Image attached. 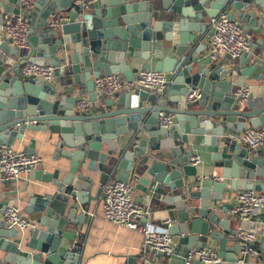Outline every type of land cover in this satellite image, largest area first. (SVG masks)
<instances>
[{"label":"water","instance_id":"95a60500","mask_svg":"<svg viewBox=\"0 0 264 264\" xmlns=\"http://www.w3.org/2000/svg\"><path fill=\"white\" fill-rule=\"evenodd\" d=\"M261 3L33 0L31 8L23 12L21 0H0V32L8 18L21 13L29 22L27 48L10 50L7 42H0V152L21 140L26 131L49 133L58 138V157L68 162L64 173L61 165L50 173L42 169L29 171L31 178L48 186L46 193L30 198L25 209L38 226L28 231L23 241L16 237L18 230L5 229L0 222V251L4 253L0 264H81L79 252L70 247L79 222L84 221V216L77 214V204L86 205L98 199L102 185L115 172L121 181L136 178V188L146 193L148 200L152 198L151 191L177 192L162 202L174 206L176 224L169 227V233L178 237L185 254L203 248L211 239L216 240L222 259L215 264H238V230L259 236L263 248L264 212L250 221H240L238 229L230 228L234 219L222 218L217 213L219 208L228 211L224 203H217L222 192H228L227 183L210 177L197 178V168L191 164L193 152L184 147L188 139L182 135L188 125L192 135L202 137L201 144L211 154L213 168H222V177L230 180V189L264 191V154L234 145L228 138L237 135L235 129L244 128L246 121L253 128L264 126V89L259 97L241 107L232 89L242 82L228 81L234 70L213 64L209 55L200 57L203 50L198 51L197 47L173 46L167 54L170 84L164 95L137 90L107 99L102 108L94 107L88 113L74 111L79 95L87 94L96 102L94 79L121 74L131 82L125 61L141 59L140 72H148L154 59L157 65L153 70L161 71L162 45L171 43L175 23L182 27L187 20L191 28L202 32L203 19L227 13L231 20L244 24L243 33L251 30L260 36L264 47ZM51 17L64 18L55 30L47 29ZM28 62L54 68L57 81L48 83L24 77L21 69ZM257 66L260 70L254 80L264 85L263 62L255 61L241 75H252ZM194 90L200 97L189 104L186 97ZM165 99L178 107L170 108ZM145 102L151 106H144ZM162 112L174 116L177 124L172 129L158 126ZM128 134L129 142L120 154H115ZM175 138H182L177 148L168 144V139ZM158 139L164 142L156 143ZM102 145L107 147L105 153L100 152ZM27 149V154L34 153L33 141ZM85 172L99 173L94 196L90 194L93 178L83 175ZM228 243L231 245L227 246ZM141 257L131 256L124 264H146ZM261 259L264 263V255ZM243 261L247 263L248 257L244 256ZM192 263L205 264L198 259Z\"/></svg>","mask_w":264,"mask_h":264},{"label":"built area","instance_id":"2783aa9c","mask_svg":"<svg viewBox=\"0 0 264 264\" xmlns=\"http://www.w3.org/2000/svg\"><path fill=\"white\" fill-rule=\"evenodd\" d=\"M33 0H21L23 12L31 8ZM64 18L51 17L47 22L48 30H55ZM210 30L208 42V54L212 61H218L228 56L232 60L249 58L251 55V42L243 33L241 25L236 20H231L227 13H220L208 20ZM29 22L24 13L10 18L8 24L2 28V40L10 43L17 49L27 48ZM55 69L49 66L28 63L21 69L24 77H33L51 83L54 79ZM170 81L167 75L161 71L150 70L139 72L131 82L121 74L101 76L93 80V88L96 98L110 99L121 92L132 93L137 90H145L155 95L162 96L167 91ZM249 89L244 87L234 92L238 105L243 107L249 99ZM197 90L192 91L186 97L189 104L199 99ZM94 109V104L86 98L76 101L74 111L88 113ZM157 124L165 130L172 129L175 125L173 115L162 112L158 115ZM232 142L238 143L251 150L264 149V126L248 128L240 134L230 137ZM192 165L199 162V156L191 157ZM42 165V157L38 154H27L16 151L10 147H3L0 152V181L17 180L23 174L29 173ZM135 179L121 181L109 178L101 187L103 218L112 224L137 230L142 233L143 247L152 250L161 257H169L176 252V243L169 233V227L173 224L171 219L164 220L161 224L150 221V210L138 203L133 198ZM260 211H264V191L246 189L239 191L233 197L230 218L238 221H250ZM93 215V214H90ZM3 223L6 229L24 231L36 227V222L24 216L18 205H10L3 211ZM78 233L76 232V236ZM239 244L238 264H263L262 251L257 244V237L247 230H238ZM70 247L77 248V241H73ZM248 261L244 263L243 257ZM194 259L205 264L220 262V257L212 249L191 250L183 257L184 264H192Z\"/></svg>","mask_w":264,"mask_h":264},{"label":"crops","instance_id":"0c3cea01","mask_svg":"<svg viewBox=\"0 0 264 264\" xmlns=\"http://www.w3.org/2000/svg\"><path fill=\"white\" fill-rule=\"evenodd\" d=\"M262 2L261 4L264 5V0H259ZM255 8V7H254ZM8 18L4 22V26L8 24ZM163 20V19H161ZM208 18L203 19L204 28L202 32L194 30L195 28H191V23L187 20L182 22V27L175 23L172 29V41L171 43L162 45V69L161 71L164 72L168 76V72H170V64L166 61L167 54L171 47L177 46L182 47L186 46L189 49H195L202 51L201 56H207L208 54V42L210 36V30L208 26ZM237 20V19H234ZM152 23H156L155 20ZM241 28H243L244 24L239 22ZM201 27V26H200ZM202 30V28L200 29ZM2 32V31H1ZM0 32V42H4L2 39V34ZM164 33V32H162ZM245 34V33H244ZM250 42H251V55L249 58H241L239 60H232L229 58L222 57L218 61H212L215 65H223V68L226 70H234V74L229 79V82H238L241 81L242 85L239 87L233 86L232 93L237 89L240 88H248L249 89V99L247 102L254 100L255 98L259 97L264 89V85H261L260 82L254 80L258 76V72L260 67L257 66L255 72L252 75L243 77L241 75L242 71H246L253 65L255 61H260L264 63V47L260 44L261 37L255 35L251 30H248L245 34ZM8 47L12 50L13 46L7 42ZM246 60V62L244 60ZM128 63L129 70L131 72L132 78H135L136 75L141 71V66L143 60L136 59V60H128L124 63ZM245 62V63H243ZM29 63V62H28ZM40 65V64H37ZM157 61L151 59L150 61V70L156 69ZM56 78L53 79V83L56 82ZM147 94H152L145 90H141ZM124 92L119 93L123 94ZM117 95V96H118ZM80 98H86L94 107L102 108V103L107 99L96 98V102H92L87 94L77 96V100ZM174 98V97H173ZM115 99L114 97L112 98ZM169 99H165V104L168 105ZM175 102H169L170 108H177L178 105L174 104ZM144 106H151L150 103L145 102ZM247 111V110H245ZM176 122V120H175ZM177 124V122H176ZM261 127V126H259ZM248 128H253L249 121H246V126L244 128H236L235 133L237 134L242 133ZM190 129L188 125H185L183 135L186 137L187 143L184 145L185 148L191 150L193 152V156H199V162L195 165L197 168V178L201 179L204 177H210L212 180L216 182H226L228 192H222L221 198L217 200V203L222 205L223 203L226 205L227 212H223L220 208L217 210L218 215L222 218H230L229 211L230 205L232 204L233 197L239 191L246 190V189H230L229 179H225L222 177V168H213V161L211 159V154L206 152V147L203 146L202 137L199 135H192L190 133ZM131 135L128 134L125 139L122 140L120 145L116 147L115 154H120L123 148H125L126 144L129 142ZM230 139V137H228ZM33 141V154H38L42 157V165L37 169H42L46 173L52 172L56 167L61 165V173H64L67 170V161L63 158H59V151L57 147L58 138L56 135L50 136L49 133H41L35 131H26L23 134L21 140H16L11 145L10 148L20 151L23 153H27V148L30 146V142ZM231 141V140H230ZM164 140H159L156 143L162 144ZM232 142V141H231ZM182 143V138H175V139H168V144L176 146V148ZM234 145H238L243 147L242 145L232 142ZM107 151L106 145L101 146V153H105ZM253 153L256 154H264V149H256L251 150ZM192 156V157H193ZM192 159V158H191ZM192 164V163H191ZM65 165V166H64ZM83 175L90 176L93 178V185L90 191L92 196L95 195L97 190L98 184V172H85ZM110 178L117 179L116 172ZM136 179V178H134ZM47 185L43 184L33 178L30 177L29 173L23 174L17 180H7V181H0V222L3 223V211L6 207L10 205H18L21 208V212L24 216L28 217L25 213L26 206L28 204V200L32 197L43 195L47 191ZM176 191H171L169 189H162L158 192L151 191L152 198L148 200L146 198V193L142 192L141 190L136 188V181L134 184V191H133V198L136 202L141 203L142 205L146 206L150 210V221L154 224H161L166 219H171L173 221L172 225L176 224V218L174 215V206L169 205L167 203L162 202V199L165 198H172L176 195ZM159 199L158 203L156 200ZM4 204V206H1ZM78 215L84 216V221L79 222L77 233L78 235L75 237L74 241H77V248L76 251L79 252L81 264H124L126 260L134 255L140 254L145 259L146 264H184L183 257L185 255L184 246L178 244V237L173 236V240L176 243V252L169 256V257H161L160 255L155 254L152 250H147L143 247V236L142 233L128 229L126 227L118 226L112 223L107 222L103 218L102 214V196L101 193L96 200H91L88 204L78 205ZM264 212V211H260ZM259 212V213H260ZM93 214V215H90ZM29 218V217H28ZM4 225V223H3ZM240 225V221L233 220L230 222L229 227L238 229ZM264 227V223L261 224ZM36 226L38 224L36 223ZM5 227V226H4ZM6 229V228H5ZM31 229H27L24 231H18L16 237H21L23 239L27 236V232ZM257 244L261 247V242L257 236ZM72 245V243L70 244ZM231 245L230 243L227 246ZM204 249H212L218 254V247L216 240L208 239L205 244H203ZM199 248H195L198 250ZM262 251V255H264V247L260 248ZM4 253L0 251V257H2ZM143 259H137L138 261H142ZM221 259V258H220ZM147 260V261H146ZM153 263H149V261ZM262 261V259H261ZM222 262V259L220 260ZM263 263V261H262ZM193 264V263H192ZM249 264L251 261H249ZM264 264V263H263Z\"/></svg>","mask_w":264,"mask_h":264}]
</instances>
